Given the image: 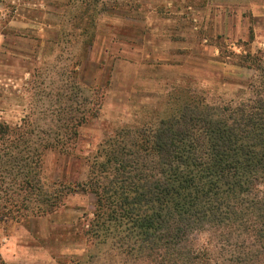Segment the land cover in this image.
<instances>
[{
	"label": "rangeland",
	"instance_id": "1",
	"mask_svg": "<svg viewBox=\"0 0 264 264\" xmlns=\"http://www.w3.org/2000/svg\"><path fill=\"white\" fill-rule=\"evenodd\" d=\"M75 1L0 0V123L51 138L71 101L80 102L86 120L73 143L46 151L48 181L84 182L98 144L119 127L147 128L185 103L250 98L254 70L237 65L236 56L264 52V0H85L83 19H74ZM80 24L90 27L82 35ZM85 98L99 104L95 117ZM7 181L0 176V207L1 198H13ZM61 202L52 214L5 221L4 256L58 264L79 255L91 238L85 233L95 199L78 191ZM191 237L196 248L208 235ZM207 246L219 251L217 242ZM90 248L100 250L97 238Z\"/></svg>",
	"mask_w": 264,
	"mask_h": 264
},
{
	"label": "trees",
	"instance_id": "2",
	"mask_svg": "<svg viewBox=\"0 0 264 264\" xmlns=\"http://www.w3.org/2000/svg\"><path fill=\"white\" fill-rule=\"evenodd\" d=\"M84 1H75L74 19H83ZM80 25V35L90 28ZM237 55V65L254 70L250 98L185 103L147 128L115 129L98 144L82 183L50 182L43 172L46 151L73 143L86 122L80 102L61 108L51 138L0 123V176L13 193L1 198L0 226L52 214L65 196L88 192L95 199L91 238L58 264H264V52ZM89 101L82 104L95 117L100 106ZM194 233L208 235L205 246L193 248ZM213 241L217 252L207 246ZM0 264L7 263L0 257Z\"/></svg>",
	"mask_w": 264,
	"mask_h": 264
},
{
	"label": "crops",
	"instance_id": "3",
	"mask_svg": "<svg viewBox=\"0 0 264 264\" xmlns=\"http://www.w3.org/2000/svg\"><path fill=\"white\" fill-rule=\"evenodd\" d=\"M3 240H5V242H6V238L4 237V235L2 234V230H1V227H0V245H1V241H3ZM13 241H15V246H17L18 245V240H16L15 238L13 239ZM5 245H2V246H0V257L2 258V260L5 262V263H7V264H16L17 263V261H16V257H13V256H11L12 257V259H8V258H6L5 256H4V253H3V250H4V247Z\"/></svg>",
	"mask_w": 264,
	"mask_h": 264
}]
</instances>
